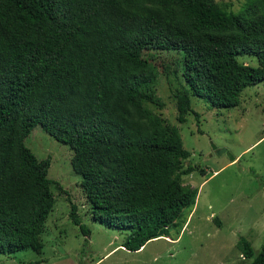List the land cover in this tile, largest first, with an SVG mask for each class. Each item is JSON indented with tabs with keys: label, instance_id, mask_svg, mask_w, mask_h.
Wrapping results in <instances>:
<instances>
[{
	"label": "trees",
	"instance_id": "16d2710c",
	"mask_svg": "<svg viewBox=\"0 0 264 264\" xmlns=\"http://www.w3.org/2000/svg\"><path fill=\"white\" fill-rule=\"evenodd\" d=\"M152 50L180 57L177 124L189 97L236 107L264 81V0L236 12L214 0H0V254L40 253L49 187L61 191L46 177L49 159L23 144L34 129L68 147L91 219L126 232V251L166 237L194 205L197 191L181 177L197 168H183L177 127L148 107L163 108L158 71L142 56ZM68 216L87 234L74 205ZM238 245L248 264H264V246L253 255Z\"/></svg>",
	"mask_w": 264,
	"mask_h": 264
},
{
	"label": "rangeland",
	"instance_id": "374dc122",
	"mask_svg": "<svg viewBox=\"0 0 264 264\" xmlns=\"http://www.w3.org/2000/svg\"><path fill=\"white\" fill-rule=\"evenodd\" d=\"M246 1L214 0L231 12ZM142 56L158 71L156 97L163 103L160 110L148 107L177 127L189 154L183 168H197L181 177L183 185L197 191L194 205L182 212L166 237L153 239L138 251H126L120 246L126 232L91 219L80 178L70 169L68 147L34 129L23 144L37 160L49 159L46 177L61 191L49 187L53 205L40 235V253L25 249L0 254V264H248L238 239L249 244L253 255L264 246V81L245 87L233 108L214 109L189 97L191 113L177 124L172 96L183 86L180 57L165 50L145 51ZM236 60L257 65L252 56L238 55ZM70 205L87 234L71 222Z\"/></svg>",
	"mask_w": 264,
	"mask_h": 264
},
{
	"label": "water",
	"instance_id": "95a60500",
	"mask_svg": "<svg viewBox=\"0 0 264 264\" xmlns=\"http://www.w3.org/2000/svg\"><path fill=\"white\" fill-rule=\"evenodd\" d=\"M216 153H217V151H216Z\"/></svg>",
	"mask_w": 264,
	"mask_h": 264
}]
</instances>
